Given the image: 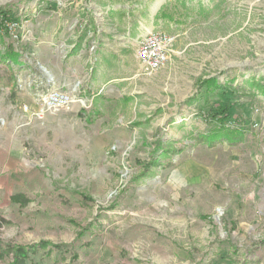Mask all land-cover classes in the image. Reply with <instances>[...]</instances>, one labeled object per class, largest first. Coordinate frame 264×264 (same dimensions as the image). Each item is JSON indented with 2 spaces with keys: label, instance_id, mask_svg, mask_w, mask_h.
<instances>
[{
  "label": "rangeland",
  "instance_id": "1",
  "mask_svg": "<svg viewBox=\"0 0 264 264\" xmlns=\"http://www.w3.org/2000/svg\"><path fill=\"white\" fill-rule=\"evenodd\" d=\"M100 1L0 0L18 20L0 34V238L50 242L41 264H264V0H104L113 16ZM156 9L176 41L137 94L42 119L11 98L21 68L2 54L26 63L57 29L94 53L113 18L146 26ZM210 107L237 119L239 142L200 140Z\"/></svg>",
  "mask_w": 264,
  "mask_h": 264
},
{
  "label": "crops",
  "instance_id": "2",
  "mask_svg": "<svg viewBox=\"0 0 264 264\" xmlns=\"http://www.w3.org/2000/svg\"><path fill=\"white\" fill-rule=\"evenodd\" d=\"M100 3L109 16L118 13V8L111 3L109 5L104 0ZM157 9L151 16L153 21H149L146 26L143 19L131 18V22L129 20L127 26H124V23L113 18L115 29L104 32L100 39L102 42L94 53L84 49L79 40L65 37L62 30L57 29L53 34L37 37L32 44L31 57L26 63L18 62L17 65L21 68L19 73L13 72L15 88L10 93L11 98L16 94L19 97L26 95L27 99L33 101L39 92L55 87L70 89L75 84H78L82 94L92 96L94 101L100 96L106 102L118 97L123 100L126 96L137 94L142 90L144 80L148 79L137 74L138 65L134 52L127 54V49L133 40L145 32L161 30L157 27H162L163 24L159 26L154 23V19L159 16Z\"/></svg>",
  "mask_w": 264,
  "mask_h": 264
},
{
  "label": "built area",
  "instance_id": "3",
  "mask_svg": "<svg viewBox=\"0 0 264 264\" xmlns=\"http://www.w3.org/2000/svg\"><path fill=\"white\" fill-rule=\"evenodd\" d=\"M16 26H18L16 22L7 23L9 34L14 37L17 36ZM175 41V34L159 29L149 30L133 40L134 56L138 65L137 74L149 76L163 69L170 61ZM92 100V96L82 94L78 84H75L70 89L55 87L39 92L32 101V107L23 103L20 109L24 113H29L34 119H42L47 112L58 111L73 105L88 108Z\"/></svg>",
  "mask_w": 264,
  "mask_h": 264
},
{
  "label": "trees",
  "instance_id": "4",
  "mask_svg": "<svg viewBox=\"0 0 264 264\" xmlns=\"http://www.w3.org/2000/svg\"><path fill=\"white\" fill-rule=\"evenodd\" d=\"M17 21V18H13L9 10L0 7V34L7 35L9 33L7 23ZM10 51L2 54L1 59H4V61L6 60L5 62L10 64H18V56ZM13 80L15 81V78H13ZM202 85L205 88L206 86H211L213 91L219 88L223 93L225 92V86L220 84V82L214 78L204 80ZM79 113L85 115V113L81 111ZM95 113L96 112L94 111L89 112L86 116L87 120L92 121ZM204 120L211 123L200 138V140L205 143L213 145L217 142L226 141L229 144H233L241 140L243 130L240 127L235 128L229 125V122L237 124L238 121L237 119L231 118L227 107H218L216 110H214L213 107H210L205 114ZM12 199L25 203V200H22V197L19 194L14 195V198ZM4 221L3 218H0V227L5 224L6 221ZM49 243L50 242L40 241L29 245H14L3 242L0 238V264H41L40 262L34 261L33 256L38 253L39 250L46 249V247L49 246ZM51 246L52 248L60 249L59 245L51 244Z\"/></svg>",
  "mask_w": 264,
  "mask_h": 264
},
{
  "label": "water",
  "instance_id": "5",
  "mask_svg": "<svg viewBox=\"0 0 264 264\" xmlns=\"http://www.w3.org/2000/svg\"><path fill=\"white\" fill-rule=\"evenodd\" d=\"M43 69V71L46 73V70H45V68H42Z\"/></svg>",
  "mask_w": 264,
  "mask_h": 264
},
{
  "label": "clouds",
  "instance_id": "6",
  "mask_svg": "<svg viewBox=\"0 0 264 264\" xmlns=\"http://www.w3.org/2000/svg\"><path fill=\"white\" fill-rule=\"evenodd\" d=\"M173 175H175V173Z\"/></svg>",
  "mask_w": 264,
  "mask_h": 264
}]
</instances>
